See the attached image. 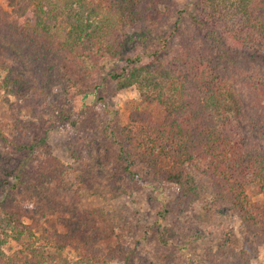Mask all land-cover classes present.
I'll list each match as a JSON object with an SVG mask.
<instances>
[{"label": "rangeland", "instance_id": "rangeland-1", "mask_svg": "<svg viewBox=\"0 0 264 264\" xmlns=\"http://www.w3.org/2000/svg\"><path fill=\"white\" fill-rule=\"evenodd\" d=\"M52 1H60L64 9L58 31L62 41L70 29L66 14L78 21L86 10L75 0L78 7L74 10L65 6L72 0ZM92 1L107 9L105 15L113 16L115 22L105 43L116 45L114 41H118L121 47L97 65L87 63L90 75L81 68L77 88L70 90L61 69L64 56L22 34L26 30L32 33L36 26L34 11L21 2L17 9L13 0H0L5 11V22H0V201L8 185L15 183L17 168H24L27 175L37 174L41 165L53 162L52 176L62 173L66 188H55L52 193L58 196L59 207H64L51 208L43 221L45 231L70 235L77 245L76 249L60 248L33 232L28 240L31 248L10 237L3 247L4 258L22 257L20 251L32 256L33 250H40L56 264H264V229L243 218L239 199L244 196L234 198L225 188V179L199 164L189 168L182 184L163 180L138 183L120 170L115 160L117 145L110 134L115 130L138 141L148 128L141 119L149 115L140 112L145 99L138 86L120 87L110 73L132 67L126 65V58L144 53L149 42L164 51V65L191 42L206 56H216L225 70L234 72L236 90L259 133L250 144L264 150V117L253 90L254 83L264 82V43L240 39L241 27L234 19L215 21L217 35L198 25L200 20L208 24L212 19L209 7L198 6L195 0ZM129 1L138 4L143 19L124 23L122 15L129 11ZM163 38H168L165 45ZM151 59L143 54L139 64ZM11 71L28 87L25 100L5 82ZM151 90L145 87L146 93ZM157 96L164 99L163 93ZM156 103L150 110L161 106ZM17 116L28 123L23 134ZM137 116L141 121H134ZM145 121L153 122L150 118ZM245 127L255 133L249 122ZM245 194L251 204L264 207V192L257 186L249 187ZM82 244L88 255L100 258L90 257L86 262L79 250Z\"/></svg>", "mask_w": 264, "mask_h": 264}, {"label": "trees", "instance_id": "trees-1", "mask_svg": "<svg viewBox=\"0 0 264 264\" xmlns=\"http://www.w3.org/2000/svg\"><path fill=\"white\" fill-rule=\"evenodd\" d=\"M73 1L65 4L69 8L67 10H74L78 7L75 4L79 3L86 10V15L81 14L85 21L81 18L75 21L70 18L71 13L66 14L65 23L70 25V29L66 33V39L60 41L59 18L64 12L60 1L13 0V8H21V2L23 6H27L25 8L32 9L37 18L32 33L26 30L22 34L30 40L43 43L48 51L57 50L61 53L60 56H64L60 60L61 69L63 77L70 84L67 86L70 90L77 88V74L81 68L90 75L87 63L97 65L101 58L113 55L121 47L118 41H114L116 45L105 43L110 33L115 30L113 16L109 15V18L105 15L107 9L92 0H75L77 3ZM129 2V11L122 15L124 23L143 19L138 4ZM195 2L198 6L209 7L212 19L208 24L200 20L198 25L217 35L220 32L213 30L215 21L229 23L234 19L241 27L240 39L245 42L257 39L264 43V0ZM4 12L0 5L1 23L5 22ZM92 20H95L93 25L90 23ZM145 40L149 42L148 38ZM162 41L165 45L168 38H163ZM163 53L164 51L149 42L144 53L126 58V65L132 67H124L122 73H110V78L116 80L120 87L138 86L145 99L140 104V112H149V115L143 116L142 121L138 116L134 120L141 121L143 126L148 127L146 132H142L145 137L138 141L129 140L115 130L110 131L117 145L115 160L120 170L127 178L142 184L150 180L182 184L184 177L189 176L187 171L190 167L203 164L217 178L226 180L225 188L234 198L239 199L241 194L244 196V200L239 199L243 218L264 229V207L259 203L251 204L245 194L249 187L256 186L264 192V150L250 144L259 137V133L251 124L244 98L236 90L234 72L225 70L217 63L216 56L215 59L213 56H206V52H200L191 42L184 44L177 57L165 65ZM143 54L151 57L152 61L139 64ZM9 73L5 82L12 85L16 94L22 95L25 100L28 95L27 85L17 81L13 71ZM79 82L83 80L80 79ZM83 86L88 87V84ZM145 87L152 90L146 93ZM253 88L256 105L261 117H264V82L254 83ZM158 93H163L164 99L158 97ZM159 98L160 103L159 100L155 101ZM154 103L161 106L150 110ZM147 118L153 122L146 123ZM21 119L18 117L16 122L20 121L18 130L23 134L28 131V123L21 122ZM248 122L255 132L253 135L245 127ZM134 126L139 128L138 125ZM129 134H134L132 129ZM255 135H258L256 139ZM2 139L7 141L3 136ZM52 163L41 165L37 174L28 172L27 175V171L20 167L13 174L16 181L8 185L6 195L0 201V264H56L40 250H33L32 256L20 251L18 253L24 254L22 257L16 255L13 258H4L3 247L10 237L31 248L28 240L33 232L39 233L47 241H54L60 248H77L75 239L70 235L59 231L47 234L45 231L43 221L51 208L56 211L57 208L63 210L64 207V204L59 207L58 196L52 192L55 188H66L62 173L52 176L55 168ZM79 250L86 262L90 257L97 260L100 258L99 255H88L89 250L86 251L85 245ZM130 261L131 258L128 257V263Z\"/></svg>", "mask_w": 264, "mask_h": 264}]
</instances>
